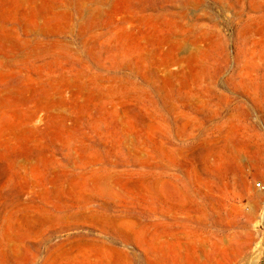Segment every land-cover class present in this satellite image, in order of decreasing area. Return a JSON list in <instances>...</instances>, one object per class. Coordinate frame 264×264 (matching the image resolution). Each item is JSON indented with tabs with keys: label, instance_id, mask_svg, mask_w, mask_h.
Instances as JSON below:
<instances>
[{
	"label": "rangeland",
	"instance_id": "rangeland-1",
	"mask_svg": "<svg viewBox=\"0 0 264 264\" xmlns=\"http://www.w3.org/2000/svg\"><path fill=\"white\" fill-rule=\"evenodd\" d=\"M0 264H264V0H0Z\"/></svg>",
	"mask_w": 264,
	"mask_h": 264
},
{
	"label": "built area",
	"instance_id": "built-area-1",
	"mask_svg": "<svg viewBox=\"0 0 264 264\" xmlns=\"http://www.w3.org/2000/svg\"><path fill=\"white\" fill-rule=\"evenodd\" d=\"M260 186V184H258Z\"/></svg>",
	"mask_w": 264,
	"mask_h": 264
}]
</instances>
